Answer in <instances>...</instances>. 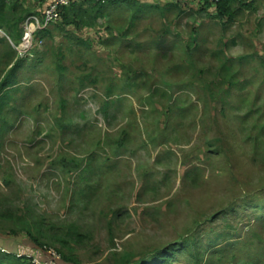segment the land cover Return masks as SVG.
<instances>
[{
	"label": "rangeland",
	"instance_id": "obj_1",
	"mask_svg": "<svg viewBox=\"0 0 264 264\" xmlns=\"http://www.w3.org/2000/svg\"><path fill=\"white\" fill-rule=\"evenodd\" d=\"M19 1L0 10L14 41L41 6ZM249 1L229 21L171 6L131 21L122 2L80 34L56 24L4 89L0 250L60 254L56 234L70 264L168 246L164 264H264V0Z\"/></svg>",
	"mask_w": 264,
	"mask_h": 264
},
{
	"label": "trees",
	"instance_id": "obj_2",
	"mask_svg": "<svg viewBox=\"0 0 264 264\" xmlns=\"http://www.w3.org/2000/svg\"><path fill=\"white\" fill-rule=\"evenodd\" d=\"M3 2H5V0H0V10L2 9ZM77 2H88L89 6L85 7V8H79L78 9L79 11L76 13V17L73 18L69 15V13H68L69 9L68 8L69 7L74 8L77 5ZM122 2L125 5H127L128 8H132L135 6L134 13H133L132 18H131L132 21L134 19H136L137 17H139L141 15L140 13L144 12V10L147 7L146 4L142 3L139 0H105V1H103V0H74L70 4L65 5L61 8V16H63L62 18L66 22H74V23L76 22L77 26H81L84 24H85L84 26H89V25L94 24L95 19L97 18V14L100 13L103 15L107 11L106 10L107 6H109V7H112L114 5L117 6L118 4H120ZM203 2H204V4L207 5V7L210 5H213V2L211 0H203ZM252 2L253 1H249V0H219L215 4L217 10H216L214 16H216L220 19H223L225 16H228V19L231 20L232 18L235 17V15L239 12V10H241V6L243 4H248V3H252ZM28 12H30L29 9L22 10L19 19H21L23 21L24 16L26 14H28ZM49 31H50L49 28H44V29H41L38 32V34L41 37H44L47 33H49ZM7 32L11 36L12 29L10 26L7 27ZM79 40H81V39H79ZM5 53H6V55H9L11 59L14 58V56H13L14 50L13 49L11 50L8 47L5 49ZM11 59L7 60L8 64H9ZM25 59H27V58H17L15 64L13 66H11L8 70H7V67H5L3 70H0V119H1L2 113L4 111L5 105L8 103L9 97H10L8 90L4 91V89L7 87V85L11 84L10 83L11 76L16 74V72L18 71V67L22 65V62H24ZM23 228L26 230L27 233H29L32 237H34V239H36V241L39 240L38 237L36 238V236H34L33 233H31L32 228H31V225L29 226V222L24 221ZM38 230L40 231V229H38ZM74 236H75V238H78L79 240H81L84 235L79 230L74 229ZM48 237L53 239V240L61 242V246L59 247L58 250H59V252L62 256V259L64 261H66L68 263L71 261H76V259L74 257H72V255L66 250L67 248L72 250L70 247L71 239H69L68 237L60 236V235H56V234H54V235L49 234ZM38 242L41 244V247H39V248H45L46 247L43 245V241H38ZM39 243H37V244H39ZM42 246H44V247H42ZM173 248L174 247H169V246L165 247V248L161 249L160 251H158L159 253H156V257H148L146 259H141V260H139L138 264H164L167 262L168 258L170 257L169 252ZM10 257L18 260L20 262L19 264H32L30 257L27 256L26 254L19 256V255H17V253H11L9 251L4 252V251L0 250V262H2L5 259H8V258L10 259Z\"/></svg>",
	"mask_w": 264,
	"mask_h": 264
},
{
	"label": "built area",
	"instance_id": "obj_3",
	"mask_svg": "<svg viewBox=\"0 0 264 264\" xmlns=\"http://www.w3.org/2000/svg\"><path fill=\"white\" fill-rule=\"evenodd\" d=\"M73 1L74 0H40L41 6L38 8V12L40 11L41 14L33 12L25 16L22 21L23 32L21 37L16 41L11 40L17 51V58H31L36 55L37 43L43 41V37L41 38L38 32L60 20L61 8ZM211 1L216 4L219 0ZM42 253H45V255ZM17 254L21 256L25 253ZM26 255L30 257L32 264H70L64 261L61 254L52 247L37 249L35 253Z\"/></svg>",
	"mask_w": 264,
	"mask_h": 264
},
{
	"label": "crops",
	"instance_id": "obj_4",
	"mask_svg": "<svg viewBox=\"0 0 264 264\" xmlns=\"http://www.w3.org/2000/svg\"><path fill=\"white\" fill-rule=\"evenodd\" d=\"M139 1H141L144 4H146V6H147L146 9L144 10V12H142L143 14L144 13H148V11L150 9L152 10V9L158 8V7H160V9H162V10L165 11V10L168 9L167 7H169V6L176 7L179 10H199L200 12H205L206 11L207 13H210L211 16H214V14H215V12L217 10L214 3H213V5H210V6L207 7V5L204 4L203 0H139ZM19 2L20 3H23V0H21ZM254 4L255 3L243 4L241 6V10H239V12H243L244 10H247L246 8H248L250 6L254 7ZM28 5H30V4H28ZM76 6H75L76 8L74 7L75 9L73 7H69L68 8L69 9L68 13L73 18L76 17V13L79 11L78 10L79 8H85V7H88L89 5H88V2H77V5ZM114 7L116 9V8L120 7V5L118 4L117 6L114 5L112 7H109V11H111V9H114ZM38 8H40V7H38ZM38 8L36 7L34 9H31V10L29 9L30 12H28V14L33 13V12H38ZM38 13L41 14L40 11ZM28 14H26L25 16H27ZM101 15L102 14H100V13L97 14V18L100 17ZM103 15H105V13ZM25 16H24V18H25ZM62 17L63 16H61V19L60 20L52 23L49 27H47L50 30L49 33L52 34L53 36H55V31H54L55 25L56 24L58 25V23L61 24V25H63L61 27H64L67 30L75 31V32H78V33L80 32V30H82L84 28H92V27H96V25H97V18H96L94 24H92L93 26H90L89 25V26H84L82 28H80V26H79V28H78V26L76 25V22L75 23L74 22H66ZM214 17H216V16H214ZM222 20L229 21L228 16H225ZM21 25H22V23H21ZM4 26H6V24H4ZM6 31H7V28H3V27L0 26V41H5L6 40L5 38H7L9 40V42H10L9 45H8V47L11 50L12 49L14 50V53H13L14 58L13 59L9 58L11 60H10L9 64L7 65V67H11L16 62V59H17V51H16V49H15V47H14L11 39L9 38V34ZM22 32H23V29H22ZM22 32H20V33H22ZM4 34L7 35V37H4ZM10 37H12V36H10ZM8 47H6V48H8ZM26 60L27 59H25V61ZM25 61L22 62V65L18 67V70L21 69V67L25 65Z\"/></svg>",
	"mask_w": 264,
	"mask_h": 264
}]
</instances>
